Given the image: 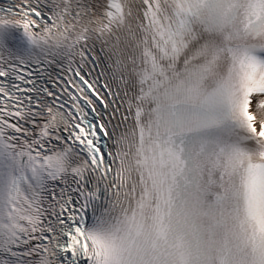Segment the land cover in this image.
<instances>
[{"label": "snow or ice", "instance_id": "obj_1", "mask_svg": "<svg viewBox=\"0 0 264 264\" xmlns=\"http://www.w3.org/2000/svg\"><path fill=\"white\" fill-rule=\"evenodd\" d=\"M0 264H264V0H0Z\"/></svg>", "mask_w": 264, "mask_h": 264}]
</instances>
